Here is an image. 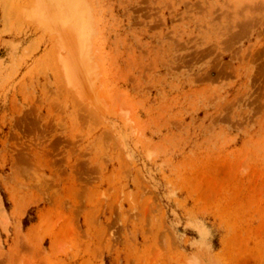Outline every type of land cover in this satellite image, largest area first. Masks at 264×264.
<instances>
[{
    "label": "rangeland",
    "instance_id": "rangeland-1",
    "mask_svg": "<svg viewBox=\"0 0 264 264\" xmlns=\"http://www.w3.org/2000/svg\"><path fill=\"white\" fill-rule=\"evenodd\" d=\"M0 264H264V0H0Z\"/></svg>",
    "mask_w": 264,
    "mask_h": 264
}]
</instances>
